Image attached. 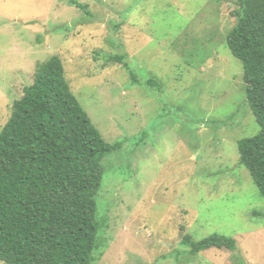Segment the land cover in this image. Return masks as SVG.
<instances>
[{"label":"rangeland","instance_id":"374dc122","mask_svg":"<svg viewBox=\"0 0 264 264\" xmlns=\"http://www.w3.org/2000/svg\"><path fill=\"white\" fill-rule=\"evenodd\" d=\"M69 1L0 0V131L59 56L104 140L122 143L102 162L93 264H264V198L239 150L260 127L227 45L240 1ZM186 234L238 251L193 256Z\"/></svg>","mask_w":264,"mask_h":264},{"label":"trees","instance_id":"16d2710c","mask_svg":"<svg viewBox=\"0 0 264 264\" xmlns=\"http://www.w3.org/2000/svg\"><path fill=\"white\" fill-rule=\"evenodd\" d=\"M239 1L227 45L243 64L247 101L260 127L239 142L240 163L264 198V0ZM69 2L89 11L78 0ZM109 59L124 63L122 56ZM121 147L107 143L93 124L63 60L43 63L0 131V261L93 264L102 162ZM182 243L193 256L211 248L238 251L237 241L223 235L195 242L186 234Z\"/></svg>","mask_w":264,"mask_h":264}]
</instances>
